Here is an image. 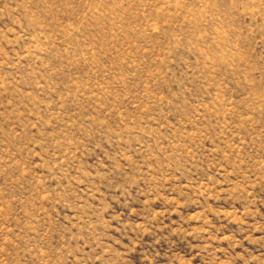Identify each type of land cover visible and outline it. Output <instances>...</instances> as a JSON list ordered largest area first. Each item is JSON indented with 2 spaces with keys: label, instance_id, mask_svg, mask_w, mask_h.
I'll return each instance as SVG.
<instances>
[{
  "label": "rangeland",
  "instance_id": "374dc122",
  "mask_svg": "<svg viewBox=\"0 0 264 264\" xmlns=\"http://www.w3.org/2000/svg\"><path fill=\"white\" fill-rule=\"evenodd\" d=\"M0 264H264V0H0Z\"/></svg>",
  "mask_w": 264,
  "mask_h": 264
}]
</instances>
